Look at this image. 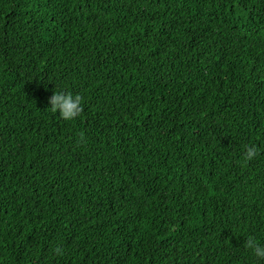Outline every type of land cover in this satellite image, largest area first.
Masks as SVG:
<instances>
[{"label": "trees", "instance_id": "16d2710c", "mask_svg": "<svg viewBox=\"0 0 264 264\" xmlns=\"http://www.w3.org/2000/svg\"><path fill=\"white\" fill-rule=\"evenodd\" d=\"M249 235L264 0H0V264H264Z\"/></svg>", "mask_w": 264, "mask_h": 264}, {"label": "clouds", "instance_id": "9594fccd", "mask_svg": "<svg viewBox=\"0 0 264 264\" xmlns=\"http://www.w3.org/2000/svg\"><path fill=\"white\" fill-rule=\"evenodd\" d=\"M50 108L52 111L59 112L64 120L73 121L83 112V97L79 93L59 89L54 91L50 98ZM258 152L259 149L255 144L246 146L245 159H254ZM244 247L250 250L254 256L264 258V243H261L257 237L247 236Z\"/></svg>", "mask_w": 264, "mask_h": 264}]
</instances>
